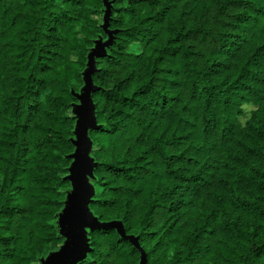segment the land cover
I'll return each instance as SVG.
<instances>
[{
	"label": "trees",
	"instance_id": "16d2710c",
	"mask_svg": "<svg viewBox=\"0 0 264 264\" xmlns=\"http://www.w3.org/2000/svg\"><path fill=\"white\" fill-rule=\"evenodd\" d=\"M81 112L77 264H264V0H0V264L63 250Z\"/></svg>",
	"mask_w": 264,
	"mask_h": 264
},
{
	"label": "snow or ice",
	"instance_id": "6c2138e0",
	"mask_svg": "<svg viewBox=\"0 0 264 264\" xmlns=\"http://www.w3.org/2000/svg\"><path fill=\"white\" fill-rule=\"evenodd\" d=\"M77 115L84 124V128L82 134L80 131H75L72 136L76 143L69 156L72 163L67 166L69 169L67 176L70 182L66 191L70 195L66 197L67 203L61 209L64 213L62 222L65 224L61 239L63 240L64 251L68 253L80 251L81 255L70 261H57L56 264H77V261L86 255L87 248L84 245L90 239L88 232L92 227L89 203L95 197L92 187L95 176L91 171L92 158L90 152L92 146L88 138V128L92 127L94 122L89 123L86 114L83 112ZM78 136L80 140L77 141Z\"/></svg>",
	"mask_w": 264,
	"mask_h": 264
},
{
	"label": "water",
	"instance_id": "95a60500",
	"mask_svg": "<svg viewBox=\"0 0 264 264\" xmlns=\"http://www.w3.org/2000/svg\"><path fill=\"white\" fill-rule=\"evenodd\" d=\"M87 120H88V118H87ZM83 128H84V124L82 122H80L79 123V130L78 131H80L81 134L83 133ZM79 140H80V137H79ZM63 216H64V214L61 216V218L59 220V228L62 231V233L64 232V229H65V224L62 222ZM84 247L87 248V244L84 245ZM80 255H81V252L80 251H76V252H73V253H68V252L64 251V249H63L61 252L56 253V254L50 256L44 262V264H56L57 261H70V260H73L74 258H76V257H78Z\"/></svg>",
	"mask_w": 264,
	"mask_h": 264
},
{
	"label": "rangeland",
	"instance_id": "374dc122",
	"mask_svg": "<svg viewBox=\"0 0 264 264\" xmlns=\"http://www.w3.org/2000/svg\"><path fill=\"white\" fill-rule=\"evenodd\" d=\"M245 116L242 118L243 123L249 121L251 119L252 113L255 111V109L250 105L244 106Z\"/></svg>",
	"mask_w": 264,
	"mask_h": 264
}]
</instances>
